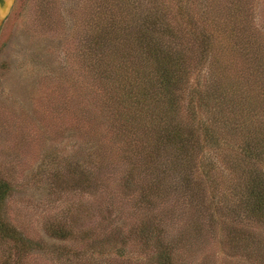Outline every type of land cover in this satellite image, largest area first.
<instances>
[{
  "label": "trees",
  "instance_id": "1",
  "mask_svg": "<svg viewBox=\"0 0 264 264\" xmlns=\"http://www.w3.org/2000/svg\"><path fill=\"white\" fill-rule=\"evenodd\" d=\"M90 3L79 57L105 80L107 94L96 105L112 127L109 138L121 141L119 161L130 168L138 162L149 178L135 201L163 208L175 187L170 178L187 202L208 188L209 202L196 205L228 213L225 253L241 250L249 264H264V239L255 232L256 226L264 232V14L258 27L251 0ZM99 139L90 141L87 159H75L69 187L96 186L104 159ZM125 179L124 195L131 187ZM6 187L0 183V238L20 255L10 260L6 250L0 264H24L31 243L5 221ZM138 231L151 237L144 264H184L178 240L169 241L163 227L150 223ZM54 233L69 235L62 228Z\"/></svg>",
  "mask_w": 264,
  "mask_h": 264
},
{
  "label": "rangeland",
  "instance_id": "2",
  "mask_svg": "<svg viewBox=\"0 0 264 264\" xmlns=\"http://www.w3.org/2000/svg\"><path fill=\"white\" fill-rule=\"evenodd\" d=\"M91 1L0 0V183L7 186L2 213L31 243L24 264H144L151 237L136 231L150 223L163 227L169 241L178 240L184 264H249L243 251L228 254L221 245L228 213L196 205L209 202L208 188L187 202L170 178L167 184L175 187L163 208L135 201L149 178L138 162L130 168L119 161L121 141L109 138L112 127L96 105L107 94L105 80L83 68L79 57ZM251 2L261 27L264 0ZM94 138L104 154L96 186L69 187L75 159L88 156ZM126 176L131 187L124 195ZM61 228L69 235L54 233ZM261 229L255 227L256 237L264 239ZM9 249L10 260L16 258L11 241L0 238V259Z\"/></svg>",
  "mask_w": 264,
  "mask_h": 264
},
{
  "label": "water",
  "instance_id": "3",
  "mask_svg": "<svg viewBox=\"0 0 264 264\" xmlns=\"http://www.w3.org/2000/svg\"><path fill=\"white\" fill-rule=\"evenodd\" d=\"M3 17V13L2 14H0V19Z\"/></svg>",
  "mask_w": 264,
  "mask_h": 264
}]
</instances>
